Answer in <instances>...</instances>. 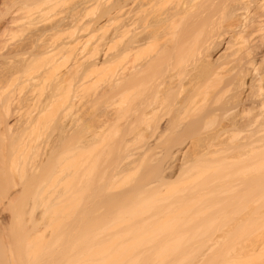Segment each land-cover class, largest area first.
<instances>
[{"label":"rangeland","instance_id":"374dc122","mask_svg":"<svg viewBox=\"0 0 264 264\" xmlns=\"http://www.w3.org/2000/svg\"><path fill=\"white\" fill-rule=\"evenodd\" d=\"M121 1L0 0V29L3 22H10L6 42L0 36V78L4 71L7 74L6 81L0 82V104L7 102L14 116L8 138L23 130L25 141L24 146L21 141L24 150L20 152L15 153L10 144L2 147L0 162L12 164L19 159V164L29 166L34 156L26 144L31 141L39 146L41 161L55 150L50 157L55 170L43 184V197L51 196L54 205L32 210L24 204L6 210L11 217L8 234L12 247V259L8 254L7 258L11 264H263L264 245L256 253L231 261H218L213 254L240 249L243 242L264 232V191L197 195L204 176L201 168L196 163L190 171L183 167L186 156L190 154L187 158L192 159V151L198 150L194 147L198 146L197 132L192 134L191 146L182 125L147 128L132 124L135 103L151 92L152 84L147 82L129 96L127 110L121 108L115 86L122 65ZM180 1L164 0L163 7L170 10ZM227 1L215 17L221 47L230 39L228 14L237 7L233 0ZM258 1L249 0V14L260 12ZM127 2L128 9L138 8L133 0ZM131 17L124 22L131 25L130 36L145 28L143 14L134 26ZM197 39L193 33V41L182 55L170 60L175 73L182 74L199 56ZM1 42L6 43L5 50ZM156 52V46L150 47L136 60L131 57L133 64L128 63L133 67ZM175 97L161 96L156 117H163L166 123L182 117ZM69 103L76 107L66 118ZM3 112L0 108V114ZM64 120L71 122L63 132ZM216 124H209L208 131ZM243 136L245 133L238 135ZM8 138L3 137L6 143ZM186 142L189 148L194 147L187 154ZM218 163L209 174L221 178L228 170ZM55 195L60 201L65 199L63 204H55ZM186 196L192 198L178 202ZM167 206H171L168 211ZM254 208H259L258 217L244 222ZM42 213L47 214L48 225L43 224L28 244L25 241L28 247L24 249V231ZM224 231L230 232L226 239ZM210 238L223 240L220 244L214 243L215 239L209 242L215 244L210 250H193Z\"/></svg>","mask_w":264,"mask_h":264},{"label":"bare ground","instance_id":"6f19581e","mask_svg":"<svg viewBox=\"0 0 264 264\" xmlns=\"http://www.w3.org/2000/svg\"><path fill=\"white\" fill-rule=\"evenodd\" d=\"M135 1L133 0V3ZM138 1L139 6L135 4L136 2L134 3V6L137 5L138 8H132L131 10L130 8L133 7L131 6L128 9L130 5L127 0H122L119 8L121 18L124 20L119 36L122 45L120 53L122 65L120 77L117 79L115 86L120 97L121 108L127 110L129 96L136 90L143 88L147 82L152 84V87H150L151 92L135 103L136 118L132 124L146 126L147 128H159L166 126L165 124L168 126L173 124L182 125L185 130L184 135L187 136L184 137L189 138V142L192 143H189L191 146L194 143V140L192 141L194 135L192 136V134L197 132V137H195L198 146L194 147L198 150H195L194 147L189 148L190 145L186 142L188 147H185V153L189 152L190 149H194L195 152L192 151V159H189L191 157L188 154L189 158L186 156L188 160L183 164L184 169L187 167L188 170L196 164L201 168L202 172L200 173L204 176H202L203 179L199 188L196 189L197 195L212 196L238 190L242 192L264 191L263 0H259L256 4L260 12L252 15L249 14V0H230L231 3H237L235 4L237 7L228 14L229 22L226 31L230 35V39L225 42L223 47L220 44L218 45V37L215 34L217 28L220 27L215 17L221 8H225L227 0H213L208 3H201L199 0H183L170 10L163 7L164 0ZM5 14L4 16H6ZM142 14L145 16V20L142 18L145 22V28L140 33L133 32V34L131 32L132 36H130L131 29L129 27L131 25L124 24L125 20L131 17L134 26L138 22L137 18L141 21ZM3 23L0 29L2 40L7 34V25L10 22L6 20ZM193 33L198 37L196 41L198 42L199 56L185 66L184 73L177 74L174 72L175 66L170 63V60L173 57L178 58L182 55L192 43ZM203 33L205 34L202 35ZM5 42H1V46L6 44ZM153 46L157 47L155 55L141 63L137 64L135 62L136 64L133 67L130 66L129 63L133 62L132 59L136 60L140 53ZM4 47L6 46L4 45L2 50H5ZM5 58L6 56L4 60H7ZM5 65L4 61L3 67H6ZM5 72L0 78L1 83L6 81L7 74ZM183 74H185L184 77ZM156 75L161 76V78H154ZM214 79L218 80L217 84L211 86L210 84ZM38 81L36 80V82ZM36 86L37 84H35ZM229 91L233 92H231L232 95L227 97ZM173 94H176L175 98L179 104L182 117L178 120L169 119V122L166 123L163 117H156L160 112L158 102L162 95L169 97ZM181 95L182 97H180ZM1 104L2 107L0 108H3L4 112L0 114V149L6 144H10L15 153L18 150L20 152V150H24L21 148L25 144L22 137L24 131L22 130V133L17 128L20 133H17L19 131L10 133L8 138V132L14 128V123H12L14 116L11 114L10 105L7 102ZM74 107H76V104L69 103L67 105L66 118ZM69 120H64L67 123L61 122L63 132L68 130V123L71 122ZM211 123H217L216 127L213 131H208V125ZM241 133H245V136L239 138L238 135ZM3 137L8 138L9 143H6ZM31 142H34L32 144L35 145H32ZM31 142V145L26 144L29 146L28 149L31 148L30 150L33 151L34 156V160L29 166L19 164V159L12 162V164L0 162V264H11L12 262L9 260L12 259L11 254L9 255V253H12V247L8 234L11 217L8 215L7 209L22 207L24 204L29 205L32 210L46 204L54 205L52 204L53 201L51 202V196L47 198L48 200L43 197L45 190L43 186L46 179H48L47 177L55 170L52 165L54 162L50 158L51 155L55 154V150L53 149L47 154L50 156L41 161L39 146L36 141ZM26 148L25 150H27ZM52 158L54 157L52 156ZM216 161L219 162L218 165H223L228 170L227 174L221 178L213 177L214 174L210 175L212 172H209L214 168ZM184 174L186 173L184 172ZM55 196L54 200H57L55 202L57 205V202L62 203L65 200L63 198L64 200L61 199L62 201H60L59 198V200L57 199V195ZM191 196L183 197L178 202H185L192 198ZM170 207L167 206L165 210L168 211ZM207 209L204 208V211H207ZM258 209L257 211H255L256 208L253 211H250L252 210L250 209V214L247 213L248 216L244 215L246 219L243 221H246V223H248L247 221L251 222L250 218L254 219ZM258 214L256 217H258ZM46 216L45 213L37 216L32 225L24 231L23 235L26 239L24 240V249H27L28 245L26 244L30 242L31 238L40 232L42 225L45 222L48 223L46 220L48 216ZM229 230L232 231L230 228ZM224 232L226 234L223 233L224 236H222L226 239L230 232ZM214 239L210 238L202 241L200 247H195L193 250L195 251L198 248L207 250V248L209 249V247L215 245L211 244L213 240L217 244H220L223 240L222 238H220V241ZM209 242H211V246H209ZM263 245L264 232H261L254 239L246 243L243 242L240 249H236L238 247L231 248L234 253L227 250L228 252L225 251L226 253L223 254L221 250L217 252L218 254L216 252V254H213L217 255V258L215 256H212V258H216L218 261L219 258L231 261L240 258V255L242 257L253 252L256 253ZM7 254L9 257L11 256L9 259Z\"/></svg>","mask_w":264,"mask_h":264}]
</instances>
